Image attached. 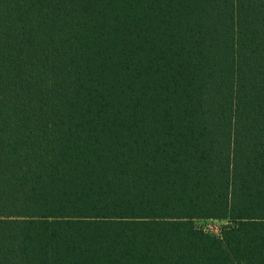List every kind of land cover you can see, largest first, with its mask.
<instances>
[{
  "label": "trees",
  "instance_id": "16d2710c",
  "mask_svg": "<svg viewBox=\"0 0 264 264\" xmlns=\"http://www.w3.org/2000/svg\"><path fill=\"white\" fill-rule=\"evenodd\" d=\"M0 264H264V0H0Z\"/></svg>",
  "mask_w": 264,
  "mask_h": 264
},
{
  "label": "rangeland",
  "instance_id": "374dc122",
  "mask_svg": "<svg viewBox=\"0 0 264 264\" xmlns=\"http://www.w3.org/2000/svg\"><path fill=\"white\" fill-rule=\"evenodd\" d=\"M229 222L227 220H208L198 222L199 226L204 227L210 233H220L221 230L227 226Z\"/></svg>",
  "mask_w": 264,
  "mask_h": 264
}]
</instances>
